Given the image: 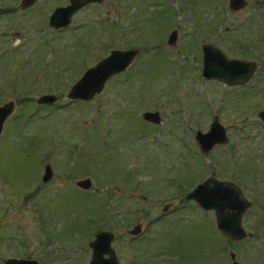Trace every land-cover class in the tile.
I'll return each instance as SVG.
<instances>
[{"label":"rangeland","instance_id":"1","mask_svg":"<svg viewBox=\"0 0 264 264\" xmlns=\"http://www.w3.org/2000/svg\"><path fill=\"white\" fill-rule=\"evenodd\" d=\"M19 1L0 0V103L14 101L0 131V264L7 256L87 262L99 229L113 233L118 264H230L233 244L212 212L183 196L212 172L240 187L250 201L243 223L261 226L252 239L264 241V120L256 115L264 108V0L238 9L228 0L92 1L61 28L46 20L68 0L24 9ZM203 42L255 60L250 79H204ZM111 48L137 53L91 98H68ZM46 92L55 100L37 103ZM143 110H158L160 121L143 119ZM212 114L227 140L203 153L193 134ZM85 176L89 188L75 185ZM135 222L140 231L128 233ZM252 257L248 264H264Z\"/></svg>","mask_w":264,"mask_h":264},{"label":"water","instance_id":"2","mask_svg":"<svg viewBox=\"0 0 264 264\" xmlns=\"http://www.w3.org/2000/svg\"><path fill=\"white\" fill-rule=\"evenodd\" d=\"M101 0H68L63 5H56L49 12L46 24L52 28L66 26L71 15L83 5ZM246 0H228L231 9L240 8ZM35 0H20L19 6L24 9L29 7ZM176 38V30L172 29L166 38V42L172 45ZM137 53L136 48H111L107 54L98 59L94 64L87 66L79 77L69 86L66 96L70 99H89L98 92L104 81L111 75L125 69L133 56ZM256 62L253 59L226 56L217 46L209 42L201 44V68L200 74L204 79H214L228 86L243 85L253 74ZM55 94L46 92L39 94L37 103H51L55 100ZM14 101L4 100L0 103V131L4 119L12 112ZM256 115L264 120V108L257 110ZM141 117L149 122L158 123L160 114L158 110H143ZM193 138L201 152L207 153L212 145L224 143L227 140L225 127L220 123L217 114H212L208 128L205 131L195 129ZM52 175L49 162H44L43 172L40 179L48 180ZM75 185L87 189L91 180L88 176L78 178ZM185 199L195 200L204 209H212L215 225L218 230L229 238H240L244 230L240 225V218L250 201L245 198L240 187L233 181L218 179L214 176H206L197 182L184 195ZM166 206H163L162 210ZM141 224L135 222L127 229L128 233L136 234L140 231ZM114 235L108 229H99L93 233V237L87 241L90 247V256L87 262L79 264H118L111 241ZM4 264H38L35 258L6 257Z\"/></svg>","mask_w":264,"mask_h":264},{"label":"flooded vegetation","instance_id":"3","mask_svg":"<svg viewBox=\"0 0 264 264\" xmlns=\"http://www.w3.org/2000/svg\"><path fill=\"white\" fill-rule=\"evenodd\" d=\"M245 3H246V1H245ZM200 52H201V46H200ZM239 58H241V57H239ZM206 176H214V177H216L218 179H225V180L231 181L229 178L217 177L213 172L205 175L203 178H205ZM201 180H199V181H201ZM194 185L190 186L188 190H190ZM186 192H184V194ZM187 200H191V201L195 202L196 204H198L193 199H187ZM201 208L203 210H206V211H211L212 214H213V210L212 209H204L203 207H201ZM213 216H214V214H213ZM214 221H215V219H214ZM240 225H241L242 229L244 230V235L241 236L240 238H229L227 236H224L218 230L217 226L215 225L219 236H222V237L226 238V240H228L229 242H231L233 244L232 245V249L228 251V256L230 258V264H248V263L251 262V260L253 258L252 257L253 254H257L259 256L261 262L262 261L264 262V241H256V240L253 241V239H252L254 237V235H255L254 233L256 232V228H260L261 226H255L254 225L252 227V229L251 228L248 229L247 226L243 223V214L241 215V218H240ZM7 257H13V256H7ZM14 257H17V256H14ZM3 259H2V263H3ZM247 261H248V263H247Z\"/></svg>","mask_w":264,"mask_h":264}]
</instances>
